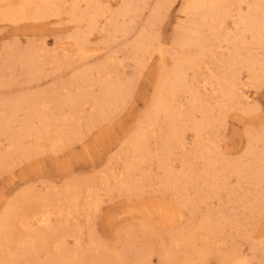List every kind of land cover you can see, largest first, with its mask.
I'll return each mask as SVG.
<instances>
[{"label": "rangeland", "instance_id": "1", "mask_svg": "<svg viewBox=\"0 0 264 264\" xmlns=\"http://www.w3.org/2000/svg\"><path fill=\"white\" fill-rule=\"evenodd\" d=\"M88 1L104 14L89 40L88 49L95 52L86 59L79 57L73 36L87 29V20L73 21L65 13L38 21L0 20V114L6 112L7 101L18 97L45 92L65 95L63 87L84 71L94 81L118 79L126 88L123 101L104 117H98L90 104L76 117L64 108L62 121L57 122L64 130V141H55L52 132L33 133L17 150L11 144V132L0 136V216L10 204L20 217L42 209L50 212L48 226L16 227L17 234L25 237L60 232L55 250L38 254L37 264L62 261L65 254L75 264L76 258L81 264H94L95 258L105 259L104 264H117L119 259L124 264H224L236 255L250 264H264V194L248 180L224 170L225 165L254 160L249 153L251 139L264 135V78L255 87L251 83L249 105L234 101L200 136L188 129L184 147L175 149L166 160L158 147L170 129L161 119L146 132L143 160L128 172L132 184L125 186V171L133 159L129 143L147 127L161 65L174 63L178 34L197 17L186 10L195 0H164L158 14L156 0H149L116 20L112 13L119 2ZM85 7L81 3L78 15L90 13ZM142 35L152 47L145 56L133 50ZM255 54L262 57L264 52L258 49ZM22 57L39 69L30 68ZM207 68L215 69L214 62L209 61L198 73L190 71L188 85L215 103L211 90L205 88ZM242 77L244 83L251 80L245 71ZM82 88L98 95L97 86ZM189 99L185 93L177 104L187 105ZM48 110L59 115L53 107ZM196 118L200 120L201 115ZM27 122L33 129H42L39 118L28 121L20 115L13 132H20ZM197 142L210 144L214 154L219 185L212 190L203 179L192 177V171L200 172L205 165ZM169 175L177 178L166 184ZM261 189L264 192V184ZM162 206L172 209L176 217L163 219L154 210ZM211 223L217 225L215 231H205ZM26 255L22 249L16 253L21 261Z\"/></svg>", "mask_w": 264, "mask_h": 264}, {"label": "bare ground", "instance_id": "2", "mask_svg": "<svg viewBox=\"0 0 264 264\" xmlns=\"http://www.w3.org/2000/svg\"><path fill=\"white\" fill-rule=\"evenodd\" d=\"M114 1L120 3L118 10L112 13L115 20L136 10L138 4L146 5L149 2V0ZM2 2H6V4ZM163 2L164 0H156L155 14L161 10ZM67 3L70 4V8L64 12ZM81 3L86 6L84 11L89 10L90 13L78 15ZM186 10L197 17L188 24V27L179 32L177 46L173 52L175 58L172 66L167 67L164 63L161 65L155 95L146 121L147 127L140 130L129 143L133 159L125 171V181L122 183L125 186L132 184L128 172L135 168L136 163L143 160L147 143L146 132L153 130V127L161 119L167 122L170 129L166 140L158 147V151L163 152V160H166L175 149L184 147L185 133L188 129L193 130L196 136H200L201 132L210 128L213 122L221 117L223 111L231 107L234 101L242 106L249 105L252 100L251 95H253L250 90L251 83L255 87V83L264 78V54L262 57L255 54L258 49L264 52V0H195L193 4L186 7ZM63 13L69 14L73 21H88L87 29L73 36L79 57L81 59L88 58L90 53L95 52L88 49L90 36L97 29L98 19L104 14L96 7H91L88 0H20L15 4H9L7 0H0V20L12 23L24 20L38 21L47 16L58 17ZM231 18L233 20L230 25L228 20ZM115 28L119 31L118 27ZM147 40L148 38L142 35L133 50L142 56L148 54L152 47ZM218 54H221L220 58L217 57ZM22 58L30 68L39 69L33 62ZM209 61L214 62L216 68L212 70L207 68L209 75L204 82L206 90L207 88L211 90L215 103L207 102L197 89L188 85L189 72L198 73ZM21 63H23L22 60ZM101 69L104 70V67ZM243 71L249 74L250 82H243ZM85 84L97 86L99 88L98 95L94 96L83 91L82 86ZM75 87L77 91L72 90ZM63 89L65 95L61 96L45 92L40 95L23 96L7 101L5 103L6 112L0 114V136L11 132L10 141L17 150L22 148L23 139L33 133L41 135L52 132L55 135V141H64L66 139L64 130L57 125V122L62 121L61 111L64 108H69L72 115L76 117L81 114L83 106L90 104L98 117H104L118 107L126 93L124 84L118 79L104 77L94 81L88 71L82 72ZM185 93L190 95V99L187 105L181 106L177 104L178 99ZM50 107L58 110L59 115L49 112ZM248 111L247 109V114ZM197 114L201 115L200 120H197ZM20 115L26 116L28 121L39 118L42 122V129H33L27 122L23 124L20 132H13V126ZM259 145L262 146L261 150H258ZM195 146L205 165L200 172L192 171V177L195 181L203 179L208 190L217 188L219 175L214 158H212L214 154L210 144L201 145L197 142ZM249 153L255 156L252 163L225 165L224 170H228L229 173L241 179L248 180L264 194L261 189L264 184V135L251 139ZM173 177L177 178L172 175L167 176L165 183L169 184ZM91 198L90 202H93ZM181 205H185L183 200H181ZM154 210L165 220L171 221L176 217V213L165 206L154 208ZM146 212H151V210L148 209ZM30 213L26 217H20L15 205L10 204L0 216V264H18L21 261L16 257L19 249L27 254L25 260H22L20 264H37L38 254H51L53 249L55 250L54 245L61 239L59 231H48L31 237L17 234V226H48L51 223L52 216L48 210L42 209L39 212L32 211ZM216 228L217 225L211 223L206 225L204 230L213 232ZM38 232L40 231L35 233ZM120 260L117 264H124ZM50 261L52 264L59 262L75 264L70 261L67 254L63 255L62 261L54 259ZM75 261L81 264V260L76 258ZM105 261L103 258H95L94 264H104ZM224 264L250 263L243 256L236 255Z\"/></svg>", "mask_w": 264, "mask_h": 264}]
</instances>
